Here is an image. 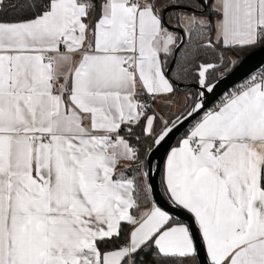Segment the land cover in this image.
I'll use <instances>...</instances> for the list:
<instances>
[{
	"label": "snow or ice",
	"instance_id": "obj_1",
	"mask_svg": "<svg viewBox=\"0 0 264 264\" xmlns=\"http://www.w3.org/2000/svg\"><path fill=\"white\" fill-rule=\"evenodd\" d=\"M253 51L264 0H0V264H264Z\"/></svg>",
	"mask_w": 264,
	"mask_h": 264
},
{
	"label": "water",
	"instance_id": "obj_2",
	"mask_svg": "<svg viewBox=\"0 0 264 264\" xmlns=\"http://www.w3.org/2000/svg\"><path fill=\"white\" fill-rule=\"evenodd\" d=\"M179 53H180V51H178L176 53V56L173 57V60L170 64V68L172 69V71H173L174 66L177 62ZM243 60H244L243 69L240 72H238L236 75L232 76L227 81L226 85H224L220 89H218L217 93L212 98L211 102L209 103V107L213 106L214 103L218 102L220 96L227 90V88H230V87L240 83L246 74L255 73V72L264 70V52L253 51L249 55L245 56L243 58ZM189 84H191V88H184L183 86L185 85V83H180L181 92H184L185 90L194 91L195 90V84L194 83H189ZM182 134H183V130H181V132L177 133L176 136H174L172 138V140L169 142V144L171 146H175L176 142L179 140V138ZM164 155H165V150H163V149L161 151L157 152L156 156H155V162L162 166ZM158 180H159V174H157V181Z\"/></svg>",
	"mask_w": 264,
	"mask_h": 264
},
{
	"label": "trees",
	"instance_id": "obj_3",
	"mask_svg": "<svg viewBox=\"0 0 264 264\" xmlns=\"http://www.w3.org/2000/svg\"><path fill=\"white\" fill-rule=\"evenodd\" d=\"M250 53H252V52H246V53H243V55H242V59H243L245 56L249 55ZM229 55L235 56V53H229ZM200 58H201V59H204V60H208V61H210V62H214V61H215V54H213V53H211V52H208V53H202ZM182 59H183V51L181 50L180 53H179V56H178L177 62H176L175 66H174V69H173V71H172L173 74H174L175 71L177 70V63H178V62H181ZM170 64H171V62H170ZM180 83L189 84V83H193V82H192L191 79H190V80H187V81H180ZM186 91H188V90H185L184 92H186ZM178 141H179V140H178ZM178 141L176 142V144L178 143ZM176 144H175V145H176Z\"/></svg>",
	"mask_w": 264,
	"mask_h": 264
},
{
	"label": "rangeland",
	"instance_id": "obj_4",
	"mask_svg": "<svg viewBox=\"0 0 264 264\" xmlns=\"http://www.w3.org/2000/svg\"><path fill=\"white\" fill-rule=\"evenodd\" d=\"M184 95H185V92H181L180 91L178 93L177 98H176V104H177L178 107L180 105H182ZM167 112H168V109H166V108L162 110V114H167Z\"/></svg>",
	"mask_w": 264,
	"mask_h": 264
},
{
	"label": "crops",
	"instance_id": "obj_5",
	"mask_svg": "<svg viewBox=\"0 0 264 264\" xmlns=\"http://www.w3.org/2000/svg\"><path fill=\"white\" fill-rule=\"evenodd\" d=\"M177 144H178V143H177ZM177 144H176V145H177ZM176 145H175V146H176Z\"/></svg>",
	"mask_w": 264,
	"mask_h": 264
}]
</instances>
